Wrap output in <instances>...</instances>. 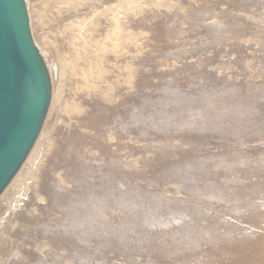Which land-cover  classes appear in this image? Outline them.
I'll list each match as a JSON object with an SVG mask.
<instances>
[{"label":"rangeland","instance_id":"rangeland-1","mask_svg":"<svg viewBox=\"0 0 264 264\" xmlns=\"http://www.w3.org/2000/svg\"><path fill=\"white\" fill-rule=\"evenodd\" d=\"M26 1L52 98L0 195V264H264V0Z\"/></svg>","mask_w":264,"mask_h":264},{"label":"water","instance_id":"water-1","mask_svg":"<svg viewBox=\"0 0 264 264\" xmlns=\"http://www.w3.org/2000/svg\"><path fill=\"white\" fill-rule=\"evenodd\" d=\"M52 98L26 0H0V195L30 154Z\"/></svg>","mask_w":264,"mask_h":264},{"label":"bare ground","instance_id":"bare-ground-1","mask_svg":"<svg viewBox=\"0 0 264 264\" xmlns=\"http://www.w3.org/2000/svg\"><path fill=\"white\" fill-rule=\"evenodd\" d=\"M47 1V0H46ZM59 1V0H58ZM44 2V1H43ZM67 2V1H66ZM73 2V1H72ZM75 3H76V1H74ZM125 2V1H124ZM132 2V1H131ZM47 3V2H46ZM50 3V2H49ZM74 3V4H75ZM59 4V3H58ZM63 4V3H62ZM83 4V3H82ZM94 4V3H93ZM129 4L130 5H132L130 2H128L127 3V5L129 6ZM47 5H50V4H47ZM66 5V4H65ZM64 5V6H65ZM68 5H70V4H68ZM117 5V4H116ZM115 5V6H116ZM139 5V4H138ZM80 6H81V3H80ZM93 6V5H92ZM114 6V7H115ZM56 7V6H55ZM61 7V6H60ZM59 7V8H60ZM95 7V6H94ZM47 8H48V6H47ZM54 8V7H53ZM72 8H73V6H72ZM83 8V7H82ZM90 8H92V7H90ZM98 8V7H97ZM123 8H124V6H123ZM129 8V7H128ZM51 9H52V7H51ZM77 9H78V7H77ZM77 9H75V10H77ZM99 9V8H98ZM57 11H58V9H56ZM79 10V9H78ZM118 10H119V8H118ZM117 10V11H118ZM53 11V10H52ZM82 11V10H81ZM101 11V10H100ZM99 11V12H100ZM109 11H111V10H109ZM115 11V10H114ZM113 11V12H114ZM47 12V11H46ZM79 12V11H78ZM98 12V11H97ZM116 12V11H115ZM121 12V11H120ZM51 13V12H50ZM46 14V13H45ZM48 14V13H47ZM61 14V13H60ZM63 14V13H62ZM92 14V13H91ZM127 14V13H126ZM81 15H84V13L83 14H81ZM102 15V14H101ZM112 15V14H111ZM116 15V14H115ZM54 16V15H53ZM76 16V18H81V17H79L78 15H75ZM87 16V15H86ZM92 16V15H91ZM99 16V15H98ZM117 16V15H116ZM120 16V15H119ZM118 16V17H119ZM122 16H124V15H122ZM56 17V16H55ZM93 17V16H92ZM96 17V16H95ZM94 17V18H95ZM103 17V16H102ZM88 18V17H87ZM110 18H112V17H110ZM53 17H51L50 15H43V17H42V12H41V15L39 16V18H38V22H40V24H41V27H42V29H44V31H45V34L43 35V37H42V41L44 42V44L46 43V44H48L49 46H50V44H49V42L50 41H52V40H48V39H50V38H52V35L53 34H55L54 33V31L55 30H53V28H52V22H53ZM55 19V18H54ZM60 19V18H59ZM86 19V18H85ZM97 19V18H96ZM108 19V18H107ZM115 19H117V17H115ZM114 19V20H115ZM56 20V19H55ZM79 20V19H78ZM90 20V19H89ZM92 21H93V19H91ZM122 20V19H121ZM56 21H58V20H56ZM71 21V20H70ZM75 21V20H74ZM81 21H82V19H81ZM80 21V22H81ZM84 21V20H83ZM106 21V20H105ZM109 21V20H108ZM65 22V21H64ZM67 22V21H66ZM69 22V21H68ZM72 22V21H71ZM54 23V22H53ZM73 23V22H72ZM77 23V22H76ZM82 23V22H81ZM80 23V24H81ZM87 23V22H86ZM93 23H94V21H93ZM101 23V22H100ZM116 23V22H115ZM120 23V22H119ZM65 24V23H64ZM75 24V23H74ZM74 24H71V25H73V26H75ZM90 24V23H89ZM107 24V23H106ZM78 25V24H77ZM94 25V24H93ZM108 25V24H107ZM117 25V24H116ZM59 26V25H58ZM57 26V27H58ZM66 26V25H65ZM69 26V25H68ZM88 25L87 24H84V26H78L77 27V29H78V31H70L69 30V28H67L69 31H68V33H69V35L67 34V36H66V38H67V40H65L66 42H68V43H73V40L74 39H76V42L74 43V45L72 44H70L72 47L69 49V54L72 56V58H71V61H69V60H63L62 61V63H63V66H62V64H61V62L59 63V61H58V66H56V68H55V70L56 71H54V72H56L57 73V69H58V74H56L57 75V77H56V82H57V84L58 83H63L64 81H65V79H66V77H67V71H70V76H68V79L69 78H71L72 76L73 77H76V72L75 71H77V69H78V66H77V64H79V60H82L83 59V57H84V55H81V53L82 52H84V49H82L83 47H86L87 45H89L90 46V44H89V42H91V41H93L92 39H93V37L91 38V36H93V35H95V33L96 32H92V34H90L89 36V39H87V36H83V30L85 29V30H87V27ZM90 26V25H89ZM88 26V27H89ZM119 26H120V24H119ZM95 27H97V26H95ZM114 27V26H113ZM116 27V26H115ZM64 28V27H63ZM90 28H91V26H90ZM99 28V27H98ZM120 28V27H119ZM96 29V28H95ZM121 29V28H120ZM120 29H118V27H116V30H115V34H113L112 33V31H111V34H112V36L110 37V38H108V39H110L111 40V42L112 41H114V43H115V45H113L114 46V48H115V46H116V48H120L121 49V44H123L122 43V39H121V36H119L118 34V31H120ZM53 30V31H52ZM65 30V29H64ZM108 30V29H107ZM110 30V29H109ZM113 30V29H112ZM43 31V30H42ZM104 31H106V30H104ZM131 31V30H130ZM53 32V33H52ZM91 32V31H90ZM109 32V31H108ZM121 32V31H120ZM128 33V32H127ZM130 33V32H129ZM59 34V33H58ZM58 34H55L56 35V37H57V39H59V36H58ZM77 34H80V37H77L76 38V35ZM84 34H85V32H84ZM87 34V33H86ZM110 34V33H109ZM110 34V35H111ZM65 35V34H64ZM121 35V34H120ZM100 36H102V35H100ZM112 37L113 38H115L114 40H112ZM97 38V37H96ZM106 38V37H105ZM105 38H103V40L105 39ZM53 39V38H52ZM98 39V38H97ZM97 39H96V41H97ZM108 39H106V41L108 40ZM129 39H130V37L129 38H127V40L129 41ZM95 40V39H94ZM103 40H102V42H103ZM56 41H58V40H56ZM65 41H63V42H65ZM100 41H101V39H100ZM53 42V41H52ZM52 42H50V43H52ZM59 42V41H58ZM57 42V43H58ZM99 41H97V43H98ZM97 43H96V45H97ZM108 43V42H107ZM42 44V43H41ZM53 44V43H52ZM56 44V43H55ZM55 44H53V45H55ZM78 45V46H75V45ZM102 44V43H101ZM113 44V43H112ZM126 44H127V42H126ZM48 45H46V46H48ZM68 45V44H67ZM124 45V44H123ZM49 46H48V48H49ZM58 46V45H57ZM98 46L100 47V44H98ZM97 46V47H98ZM106 46V45H105ZM57 50H59V49H61V48H58V47H56V46H54ZM63 47H65V46H63ZM101 47H103V45L101 46ZM100 47V48H101ZM112 46H110V48H111ZM124 47V46H123ZM92 48V47H91ZM99 48V49H100ZM129 48V47H128ZM46 49V48H45ZM105 48L103 47V50H104ZM112 49V48H111ZM65 50V49H64ZM67 50V49H66ZM91 49H89V51H90ZM97 50V49H96ZM108 50V49H107ZM113 51H115L114 49H112ZM47 51V50H46ZM50 51V50H49ZM52 51V50H51ZM60 51V50H59ZM86 51V50H85ZM109 51V50H108ZM107 51V52H108ZM122 51H126V49H124V50H122ZM128 51V50H127ZM62 53H63V51H61ZM67 52H68V50H67ZM93 52V51H92ZM117 52H118V50H117ZM121 52V51H120ZM52 53V52H51ZM89 53H91V52H89ZM95 53H96V51H95ZM98 53H99V51H98ZM122 53V52H121ZM84 54V53H83ZM97 54V53H96ZM102 54V53H101ZM106 54V53H105ZM113 54V53H112ZM116 54V53H115ZM119 54V53H118ZM54 55V54H53ZM69 55V56H70ZM86 55V54H85ZM49 56H50V54H49ZM57 56V55H56ZM87 56H89V55H87ZM98 56H100V55H98ZM97 56V58H99ZM51 57V56H50ZM59 57V56H58ZM67 57H68V55H67ZM94 57V56H93ZM101 57V56H100ZM107 57V56H106ZM65 58V57H64ZM85 58H88V57H85ZM103 58V57H102ZM102 58H99V59H101L102 60ZM105 58V57H104ZM104 58H103V60H104ZM106 59V58H105ZM119 59V58H118ZM57 60H58V58H57ZM86 60H88V59H85V61ZM92 60H93V58H92ZM102 60V61H103ZM55 61V60H54ZM84 61V60H83ZM95 61V60H94ZM98 62V61H97ZM96 62V64H93L94 65V67H91L92 66V64H91V61H89L88 62V67L87 68H85V66H84V68H81L80 69V71H82L80 74H84V75H86L87 76V72H90L91 73V71L93 70V72L95 71L94 70V68L95 69H100L101 67H102V65H101V67H100V64L101 63H97ZM105 62V61H104ZM103 62V63H104ZM108 62H109V59H108ZM87 62H85V64H86ZM93 63V62H92ZM83 66V65H82ZM54 67V66H53ZM79 67H81V66H79ZM120 67V66H119ZM122 67V66H121ZM130 67V66H129ZM118 68V67H117ZM128 68V67H127ZM132 67H130V69H131ZM90 69V70H89ZM105 69L107 70V68L105 67ZM105 69H103V70H105ZM110 69V68H109ZM112 69H114V68H112ZM102 70V69H101ZM123 69H121V71H122ZM127 70V69H126ZM132 70V69H131ZM106 72V71H105ZM104 72V73H105ZM116 72V71H115ZM104 73H103V75H104ZM117 73V72H116ZM115 73V74H116ZM119 73H121V72H119ZM53 74V73H52ZM99 74V73H98ZM97 74V75H98ZM127 74V73H126ZM102 75V76H103ZM79 76V75H78ZM86 76H85V78H86ZM91 76H92V74H91ZM100 76V75H99ZM127 76V75H126ZM82 77V76H81ZM93 77H94V75H93ZM99 78V77H98ZM117 78V77H116ZM130 78V77H129ZM55 79V78H54ZM84 78H82V80H83ZM88 79H89V77H88ZM93 79V78H92ZM97 79V78H96ZM101 79V78H100ZM114 79V78H113ZM125 79H126V77H125ZM99 80V79H98ZM103 80H104V77H103ZM102 80V81H103ZM109 80H110V78H109ZM117 80V79H116ZM119 80V79H118ZM97 81V80H96ZM70 82V81H69ZM75 82V81H74ZM80 82V81H79ZM114 82V81H113ZM73 83V82H72ZM82 83V82H81ZM89 83H90V80H89ZM92 83H93V81H92ZM101 83V82H100ZM99 82H98V86H99V84H100ZM74 84V83H73ZM79 84V83H78ZM94 84V83H93ZM92 84V85H93ZM69 86H70V84H68ZM86 85V84H85ZM89 85H91V84H89ZM96 85V84H95ZM58 86H59V84H58ZM60 86H61V84H60ZM97 86V85H96ZM66 87H68V86H65V88ZM72 87H75V86H71V88ZM80 87V86H79ZM57 88V87H56ZM62 88H63V86H62ZM91 87L89 86V90L91 91V89H90ZM95 88H98V87H95ZM99 88H101V87H99ZM60 89H61V87H60ZM81 89V88H80ZM83 89H84V87H83ZM70 91H71V89H69ZM77 90V89H76ZM76 90H74V91H76ZM94 90V89H93ZM61 91V90H60ZM62 92V91H61ZM61 92H59L60 94H62ZM100 92V91H99ZM79 93V92H78ZM82 93V92H81ZM91 93H93V92H91ZM56 94V93H55ZM85 94V93H84ZM72 95H73V93H72ZM56 96V95H55ZM74 96V95H73ZM81 96V95H80ZM87 96V95H86ZM92 96V95H91ZM97 96V95H96ZM75 97V96H74ZM59 98V97H58ZM61 98V97H60ZM59 98V99H60ZM63 98V97H62ZM87 98V97H86ZM61 100V99H60ZM59 100V101H60ZM63 100V99H62ZM92 100V99H91ZM57 104V103H56ZM66 104V103H65ZM64 104V105H65ZM61 105V104H60ZM68 105V104H67ZM70 106V105H69ZM72 107V106H71ZM15 180V179H14ZM19 182H21V181H19ZM23 184V183H22ZM15 186V185H14ZM22 186V185H21ZM20 187V186H19ZM18 187V188H19ZM15 188V187H14ZM13 188V189H14ZM18 190V189H17ZM27 190V189H26Z\"/></svg>","mask_w":264,"mask_h":264}]
</instances>
